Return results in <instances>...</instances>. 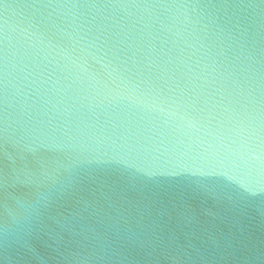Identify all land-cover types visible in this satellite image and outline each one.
<instances>
[{
    "label": "clouds",
    "instance_id": "9594fccd",
    "mask_svg": "<svg viewBox=\"0 0 264 264\" xmlns=\"http://www.w3.org/2000/svg\"><path fill=\"white\" fill-rule=\"evenodd\" d=\"M0 264H264V0H0Z\"/></svg>",
    "mask_w": 264,
    "mask_h": 264
}]
</instances>
